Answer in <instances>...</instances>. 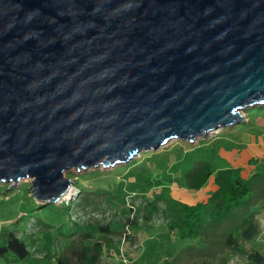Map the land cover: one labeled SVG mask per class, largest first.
I'll list each match as a JSON object with an SVG mask.
<instances>
[{
    "label": "water",
    "instance_id": "1",
    "mask_svg": "<svg viewBox=\"0 0 264 264\" xmlns=\"http://www.w3.org/2000/svg\"><path fill=\"white\" fill-rule=\"evenodd\" d=\"M259 105L264 0H0V182L38 201Z\"/></svg>",
    "mask_w": 264,
    "mask_h": 264
},
{
    "label": "trees",
    "instance_id": "2",
    "mask_svg": "<svg viewBox=\"0 0 264 264\" xmlns=\"http://www.w3.org/2000/svg\"><path fill=\"white\" fill-rule=\"evenodd\" d=\"M151 153L146 151L141 155L149 156ZM187 156L184 151L175 150L145 162L134 158L110 172L92 170L84 178L88 183L75 181L81 193L76 201L39 203L31 197L35 204L30 210L42 209L43 214L55 215V223H44L41 230L46 227L58 230L71 221L66 230L68 233H60L70 240L65 250L56 257V264H101L105 252L116 243L127 242L132 247L138 231L153 230L156 216H162L170 234L182 240L198 242L208 248L202 256L211 254V258L221 259L222 264L231 259L232 253L248 251L246 243L254 241L261 231L257 214L264 212V166L251 175H245L241 167L218 168V160L215 164L210 159L191 160ZM187 163L190 168L184 170ZM174 165L176 171L184 176L183 188L191 193L201 192L213 183L208 197L188 202L172 192L166 194L165 189L161 190V178L168 175V170ZM121 175L132 182L127 193H121L126 185L124 181H120L122 188L119 190L113 185ZM91 178L94 179L91 182H104L91 185ZM168 179L171 184L172 178ZM6 187L0 185L5 192ZM255 197L263 202L260 210L253 211L251 204ZM107 211L112 216L107 222L95 218L83 220L81 217L83 214L105 215ZM252 249L247 258L264 264L263 251L256 246ZM9 253L26 258L31 250L15 229L4 227L0 232V257H7Z\"/></svg>",
    "mask_w": 264,
    "mask_h": 264
},
{
    "label": "rangeland",
    "instance_id": "3",
    "mask_svg": "<svg viewBox=\"0 0 264 264\" xmlns=\"http://www.w3.org/2000/svg\"><path fill=\"white\" fill-rule=\"evenodd\" d=\"M263 111L264 110L261 109L260 106H256L244 111L243 115L247 119L248 114L251 116L252 113L257 114ZM247 112L249 113L247 114ZM246 126L249 125L242 122L231 128L233 129L234 127H238L247 129ZM229 131L230 127L221 128L213 131L209 136L198 138L195 142L187 143L186 141H184V143H182L183 140H172L167 145L160 147L158 149L160 151L149 150V152H153L149 156L141 155L143 152H146L142 151L134 158H137V161L145 162L156 155L160 156L170 151L182 150L186 154H188V159L191 158V160H197L199 158H205L212 160L216 164L215 161L217 160V158H214V151L212 149L215 148V144L217 142L212 141L213 139L217 140V137ZM156 151H158V153L154 154V152ZM126 164L127 163H123L121 165ZM117 166H111L107 168L102 166L98 169L110 172L114 171ZM175 168L176 165L172 166L168 170V175L161 178L162 183L160 186L162 187L161 190L165 189L166 194L172 192V194L180 197L182 196L183 191L182 183H184V176L181 175V173L177 172ZM189 168L190 165L188 163L183 167L184 170H187ZM92 170H95V168L67 170L65 172V175L66 177L71 179L72 185L67 191V194L63 195V197L56 203L61 204L64 202L68 203L70 201H76L80 197L81 193L79 191V188L76 186L78 184H76L75 181H81V183L85 184V182H87L84 181V178L86 177L85 175ZM168 178H172L173 182L171 184L170 182H168ZM92 180L94 179L91 178L90 182ZM120 181H124V183H126L124 188L121 189V193H127L132 182L125 179L123 175L118 176L117 181L113 183V185L117 187V190H119V188H122ZM32 182L33 179H22L16 185H14V182H10L8 184L0 182V185H7V192L0 189V202L2 201V205L0 207V232L4 227L15 229L19 233V235L22 236V239L28 244L31 250V254L26 258H20L14 253H9L7 257H0V264H56V257L65 250V247L70 240L69 237H65L60 233H68L66 230H68V227L71 225V221H68L63 228L58 230H54L53 228L49 227L41 230V227L44 223H55V215L43 214L44 212H42V209L30 210L35 204L31 200V197L38 201L36 197H34V195L32 196ZM102 182L104 181H93L91 182V185L95 183L102 184ZM134 182L137 183L136 179L134 180ZM168 184L170 185L168 186ZM183 193L185 192L183 191ZM38 202L40 203L41 201ZM262 202L263 201L261 200V198H253L251 210H260ZM81 217L83 220H93L95 218L103 222H107L112 218L110 211H107L105 215L101 213L83 214ZM257 217V223L261 227V231H264V212L262 211L261 213H258ZM154 223L155 224L153 230L148 231L143 229L142 231H138V237L136 238L135 243L134 245H132V247L127 242H122L121 244L116 243L113 246L112 249L114 250L119 251V249H121V253H118L119 255L117 253L114 255L122 256L123 258L121 259V261L116 259L115 261L117 263L115 264H203L204 261L208 264H217L221 261V259L219 258H211V254H208V256H202L203 252L207 253L208 248L202 247L203 245L199 244L198 242L188 239L182 240L176 235L170 234L167 227L164 225L162 216H156ZM59 225L60 224L58 223L57 226ZM261 231L254 241L246 243L247 245L245 246V248L248 251L239 252L238 254H231L230 264L232 261L233 264H256L254 262L247 261V255L249 251L253 250V246L262 249L261 251H263L264 253V234L262 235ZM112 249L105 252L101 264H112ZM127 252H129V254H127ZM128 257H130L131 259ZM125 258H127L128 262H125ZM8 260L10 261L9 263L7 262Z\"/></svg>",
    "mask_w": 264,
    "mask_h": 264
},
{
    "label": "crops",
    "instance_id": "4",
    "mask_svg": "<svg viewBox=\"0 0 264 264\" xmlns=\"http://www.w3.org/2000/svg\"><path fill=\"white\" fill-rule=\"evenodd\" d=\"M259 106L264 110V105ZM248 113L249 112H247V114ZM247 117V120L244 121L245 124L249 125L246 126L247 129L238 127L232 129L231 127L233 126H231L229 132L223 133L217 137V140L213 139L212 142H217L215 148L212 150L214 151V158L218 160V168L241 167L245 175H251L264 166V111L257 114L252 113L251 116L248 114ZM213 186L214 184L211 183L210 186L197 193H191L185 188H182L185 193L182 191V196L180 197L188 202L203 200L208 197ZM261 232L263 235L264 231ZM116 253L118 254L121 252L120 250H111V254H113L111 258L112 264L117 263L115 261L116 259L120 261L123 259L122 256L114 255ZM247 261L253 262L249 259H247ZM203 264L208 263L204 262ZM217 264H222V262L220 261ZM226 264H230V260ZM231 264H233V261Z\"/></svg>",
    "mask_w": 264,
    "mask_h": 264
},
{
    "label": "built area",
    "instance_id": "5",
    "mask_svg": "<svg viewBox=\"0 0 264 264\" xmlns=\"http://www.w3.org/2000/svg\"><path fill=\"white\" fill-rule=\"evenodd\" d=\"M125 262H128L127 258H125Z\"/></svg>",
    "mask_w": 264,
    "mask_h": 264
},
{
    "label": "bare ground",
    "instance_id": "6",
    "mask_svg": "<svg viewBox=\"0 0 264 264\" xmlns=\"http://www.w3.org/2000/svg\"><path fill=\"white\" fill-rule=\"evenodd\" d=\"M66 194H67V192H66Z\"/></svg>",
    "mask_w": 264,
    "mask_h": 264
}]
</instances>
